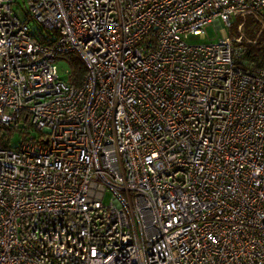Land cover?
<instances>
[{"label":"built area","instance_id":"obj_1","mask_svg":"<svg viewBox=\"0 0 264 264\" xmlns=\"http://www.w3.org/2000/svg\"><path fill=\"white\" fill-rule=\"evenodd\" d=\"M25 1L0 0V264H264V70L237 63L264 0Z\"/></svg>","mask_w":264,"mask_h":264},{"label":"trees","instance_id":"obj_2","mask_svg":"<svg viewBox=\"0 0 264 264\" xmlns=\"http://www.w3.org/2000/svg\"><path fill=\"white\" fill-rule=\"evenodd\" d=\"M257 31L250 40H255V44L244 45V52L237 63L241 66H250L264 70V31L256 38ZM58 60H63L69 66V79L76 87L80 86L85 74V66L79 55L70 53L61 55Z\"/></svg>","mask_w":264,"mask_h":264},{"label":"rangeland","instance_id":"obj_3","mask_svg":"<svg viewBox=\"0 0 264 264\" xmlns=\"http://www.w3.org/2000/svg\"><path fill=\"white\" fill-rule=\"evenodd\" d=\"M12 12L14 15H16L19 19H24L25 14L27 12V3L25 0H15V4L12 5ZM240 19H237L231 26V28H226L227 35L229 37H236V26L240 23ZM32 29H36L35 25H30ZM243 31L245 33V36L247 38H252L254 37L257 27L255 26V23L250 17H247L245 19V26L243 27ZM205 36L209 40H217L220 37L219 30L215 27V25H210L209 27L206 28L205 30ZM58 73L61 77L62 80L67 81L68 76L66 74V70H69V66L67 65L66 62L63 60H58ZM109 195L106 196L105 198V204L109 202Z\"/></svg>","mask_w":264,"mask_h":264}]
</instances>
